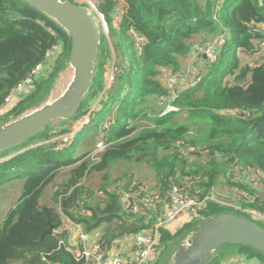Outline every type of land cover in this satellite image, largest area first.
Instances as JSON below:
<instances>
[{
	"label": "trees",
	"instance_id": "obj_1",
	"mask_svg": "<svg viewBox=\"0 0 264 264\" xmlns=\"http://www.w3.org/2000/svg\"><path fill=\"white\" fill-rule=\"evenodd\" d=\"M92 1L104 15L110 38L115 42L114 47L101 35L98 77L90 98L94 102L105 91L103 74L113 65L111 57L117 49L122 50V68L117 66L118 60L114 63L116 82L120 83L113 100V107L118 104L116 118L109 127L105 123L98 131L107 147L99 162L94 163L87 154L74 159L71 148L75 142L60 149L61 143L54 139L72 132V128L66 129L68 122L63 121L59 126L51 124L45 134L23 146L0 154L1 158L18 152L0 163V186L23 179L22 195L0 228V264H72L61 252L57 239H66V218L86 231L104 224L109 234L151 230L124 205L120 187L109 191L110 185L105 184L99 195L85 186L84 181L91 174L106 173L120 161L152 165L159 182L156 192L163 197V205L173 186L202 198L210 196L226 174L233 175L229 181L233 189L248 191L235 179L237 168L260 174L262 183L250 182L264 186V59L253 66L241 65L238 54L243 51L256 55V43H264L259 27L264 23V0ZM222 34L227 40L219 49L218 61L212 64L205 58L208 72L193 87L176 93L174 104L181 113L188 114L189 123H177L174 113L161 118L149 116V111L142 109L145 98L175 95L161 83L164 71L180 72L182 61L198 45L214 41H202L201 36L217 38ZM54 47L58 48L56 54L47 59ZM70 54L71 38L55 21L21 0H0V109L11 90L43 64L50 67L51 77L44 78L43 83L39 80L35 90L19 99L9 114H23L41 106L40 96L48 89L44 83L64 70ZM203 58L201 55L200 60ZM91 109H87V114ZM99 111L93 113L90 124L102 112ZM141 119L152 126H139ZM190 148L195 149L194 153ZM205 154L204 164L190 161ZM66 168H70L69 176L56 186L53 195L60 207L58 212L55 207L42 205L41 200ZM131 187L132 181L128 190ZM224 208L227 207L210 202L202 207L200 215L208 220L233 213ZM132 221L139 225L137 229L136 225L128 227ZM50 228L59 233L45 236ZM162 237L166 245L169 234L164 232ZM99 245L104 248L105 241ZM228 247L249 252L251 257L260 256L264 264V255L251 248L228 245L219 251ZM219 251L207 264L221 263Z\"/></svg>",
	"mask_w": 264,
	"mask_h": 264
},
{
	"label": "water",
	"instance_id": "obj_2",
	"mask_svg": "<svg viewBox=\"0 0 264 264\" xmlns=\"http://www.w3.org/2000/svg\"><path fill=\"white\" fill-rule=\"evenodd\" d=\"M21 1L55 21L70 36L69 65L74 75L67 91L53 103L29 115L23 116L20 112L15 121L0 126V154L13 151L45 134L48 126L57 121L79 118L82 103L93 88L100 54L101 29L88 8L69 0ZM46 235H55L54 229L50 228ZM57 239L61 252L69 257L72 264L86 263L85 256L80 261L76 260L74 254L66 250L63 239ZM228 245L251 248L264 255V229L246 217L222 213L206 220L202 227L193 232L177 251L171 264H207L214 253Z\"/></svg>",
	"mask_w": 264,
	"mask_h": 264
},
{
	"label": "crops",
	"instance_id": "obj_3",
	"mask_svg": "<svg viewBox=\"0 0 264 264\" xmlns=\"http://www.w3.org/2000/svg\"><path fill=\"white\" fill-rule=\"evenodd\" d=\"M120 5H123V2L120 3ZM259 27H260L261 32L263 34L262 26L260 25ZM201 38H202V41L205 40V42H206V41L213 40L215 38V36L212 37V36H208V35H203V36H201ZM252 56H255V55H252ZM257 56H258L257 59L260 61L261 57L263 55L261 56L260 54H258ZM203 59L205 61L204 60H200V61L198 60L199 63L197 64V66L202 67V69L206 68V66H207L206 65V59L205 58H203ZM186 61H187V59L182 61L180 72L184 71L187 68L188 65H187ZM257 61L256 62H251L248 65L253 66V65H255L257 63ZM64 71H65L66 74L70 75L69 78H67L68 82H66L67 85H68L70 83L72 75H73V73L71 72V67L69 65V62L66 63V67L64 68ZM50 73H51L50 67L49 68L48 67L47 68L44 67L43 71L41 73V76H40V80H43L46 77L48 78ZM171 74H172L171 71H164V73L162 74V77H161L162 83L164 81L163 78H165V79L167 78V80H168V78L171 76ZM163 76H165V77H163ZM194 78H195V75H194ZM47 91L48 90H46V93H47ZM158 98H150V101L152 103H154V106H151V109H150V111L148 113L149 116H151V117L155 116V115L159 116L161 114V112H162L163 106H162V104H160L161 107L159 106ZM90 102H91L92 105H90L89 107H91V106L96 104V101L94 102L93 99H91ZM16 105H18V101H16V103L13 105L12 108H10L9 110L7 109L5 111V114H8L10 111H13V108ZM157 106H158V109H157ZM19 113L20 112H16V117L19 115ZM3 115L0 113V117L3 116ZM77 119H75V120H77ZM75 120H73V121H64V122H68L66 124V127H70L71 128V126L73 125L71 123L75 122ZM10 122L11 121H9L7 123H10ZM60 122L63 123V121H60ZM70 124H71V126H70ZM77 125L78 124H76V126H75L76 128H81L82 127L81 123L78 125V127H77ZM74 129L75 128H73L72 131ZM79 133L76 135L75 140L78 139ZM100 136H101V133L98 136L97 140H100V138H101ZM36 144H38V143H36ZM199 146L203 147L205 145L200 144ZM95 148H96V144H95V146H93L92 151H94ZM17 153L18 152L12 153V155L17 154ZM87 153H88V151L86 152V154ZM12 155L6 156V157H1L2 159L0 158V163L9 160ZM200 157L201 156H196L194 158L192 157L193 159L190 160V161L191 162H199V158ZM206 161H207V159H205L204 162H200V163L204 164ZM125 162H132V164H137V165H139V164L148 165L150 167V169H151L150 176L153 178V182L154 183H153V189L150 186H149L150 189L149 188L147 189V186L145 185V183L143 181H141L140 178H138L135 173L129 174L126 171L124 177H125V179H129V180L125 183L127 185L125 190L122 188V185H119V186L112 185L113 187L112 186L110 188L108 187L109 191H114L118 187L121 188V196L123 198L124 205H125V202H126V198H125L126 195L125 194L128 191L127 189H129V187H130V181H132V184L134 182H138V183H140L142 185L144 184L143 186L149 191H156L158 189V185H159L157 173H156L155 169L152 167V165H150L148 163H143V162L142 163H138V162H135V161H125ZM69 169L70 168L63 169L59 173V176L56 179L54 185H51L50 187H48L46 189L45 194H44V196H43V198L41 200V204L42 205H46L48 207H55L56 210L58 212H60V207H59V205L57 203H55V201L53 199V195H54V191L56 189V186L64 183L67 180V178L69 176ZM95 174L99 175V174H103V173H97V172L93 173V177H94ZM232 177H233L232 174H231V177H230V174H226V176L224 178L219 180V182H218V184L216 186V195L219 198H221L219 200L221 202H223V203H229V204H233V205L235 204L236 206H240L242 208L256 207V208H260V209L263 210L264 209V186H255V185H253L247 177H244L239 182L242 186H244L248 190V191H245V192L250 197H252V198L254 197L256 199L255 202H250V204H249L246 199L242 198L235 191V189L232 188V184L229 183V181H230V179ZM89 178H91V177H88V179ZM141 178H142V176H141ZM86 181H87V179H86ZM11 182L6 183V184H4L2 186H6V185L9 186V184ZM85 186L89 187V185H86V184H85ZM91 187H92V190H96L97 189V188H94L93 186H91ZM0 189H1V186H0ZM49 190H51V194L48 197V201L43 203V200L45 199V197L47 198ZM17 203L18 202H14L13 203V206H12L11 210L17 205ZM230 209H232V212H233V213H230V214H236V215H239V216L243 215L241 213H238L237 210L234 209V208H230ZM0 211H1V209H0ZM1 212L2 213H0V228L2 227L3 222L5 221L8 213H9L8 212L6 214L5 211L4 212L1 211ZM165 212H166V208H165V205H163L162 207H159L154 212L144 209L139 214H137L135 217L142 218L143 219V225L144 226H149V229L153 230L154 227L159 223V221L164 217ZM203 220H204L203 217L194 219L191 214H183L178 219H176L174 222L168 223V224H166V225L161 227V229L159 230V246H158L159 248H157L158 249L159 258H160V255H161L160 260L163 259V257H164L166 252L168 254L167 257L165 258L163 264H171V262H172V260H173V258L175 256V254L177 253V251L185 244V242L193 234V232H195L196 230H198L200 227L203 226L204 222L206 221V220H204V221ZM200 222H202V224L199 226L198 224ZM134 225H136V227H134ZM100 227H102V228H100ZM100 227H98L97 229L92 230V231H86L84 229V227H82V226H80V227L79 226L70 227L67 230V236H66L65 241L63 242L66 250L69 251L70 253L74 254L76 260L80 261L84 257V253L85 252L93 251L94 248L97 245H99V242L104 240L105 241V247L102 248V250L104 251L105 258L109 259V258L115 257L117 255H121L124 259H127V260H131V259L134 258V256L137 253V248H136V245H135V236H136L137 233L136 234H133V233L132 234H127L125 232H121V233H117L116 232L114 234H109L108 233V226H106L104 224L103 226H100ZM128 227H134V229H137V227H139V225L135 224V222L132 221V222H130ZM164 232L169 234V239H167L166 245H165V243L163 241L164 237H162ZM55 234H57V233H55ZM82 236L84 237V239L82 238ZM217 255L220 256V259H221V263L220 264H262V258L260 256L253 255V257H251L250 256L251 254L249 252H240V251H238L237 248H234V247H232V248L228 247L226 249H223V250L219 251L217 253ZM158 261H155V258H154L152 262H154L153 264H157Z\"/></svg>",
	"mask_w": 264,
	"mask_h": 264
},
{
	"label": "rangeland",
	"instance_id": "obj_4",
	"mask_svg": "<svg viewBox=\"0 0 264 264\" xmlns=\"http://www.w3.org/2000/svg\"><path fill=\"white\" fill-rule=\"evenodd\" d=\"M62 1H65V0H62ZM69 1L74 2L75 4H78V5H82L83 2H84V0H69ZM97 21H98L99 26L101 28V35H105L107 40H109L108 42H111V44L113 43V45L115 47L114 40H112L110 38L109 28H108V25H107V23L105 21V17H104V20H103V18L98 17ZM263 35H264V33H263ZM215 38L213 40H215ZM137 41L140 42L142 40L138 38ZM199 46L200 45H198V47ZM256 47H257V50L259 51L258 54H260L261 56L262 55L264 56V43L263 42H258V43H256ZM114 53L115 54H113V56L111 57V64L115 63V60H118L117 63L119 65H117V66L119 68H122V63H123L122 62V57H121L122 50L117 49L116 52H114ZM238 54H239L241 65L249 64L251 62H256L258 60L257 59V57H258L257 55L258 54L255 55V56H252V55H250V54H248L246 52H243V51H239ZM205 55H206V57L210 58V56L208 54H205ZM200 57L196 53H191L189 55V57L187 58V61H186L187 65H188L187 68L184 71H181V72H176V73L171 72L172 74L168 78V80H167V78L166 79L163 78L164 79L163 83L161 81L163 87L167 88L171 92L172 91L173 92L177 91V93H178L179 91L186 90L190 86L193 87L194 85H196V83H198L201 75L206 74L208 72L207 71V67L208 66H206V68H203V69H202V67L197 66V64L200 61ZM202 57L206 58L203 55H202ZM96 70H97V68H96ZM71 72L74 75V70L72 68H71ZM50 75H51V73H50ZM73 75H72L70 83L73 80ZM194 75H195V78H194ZM69 76L70 75L66 74L65 71L62 70L58 74H56L55 77H53L52 81H50V82H48L46 84L44 83V86L46 87V89L48 88L47 89L48 91H47V93H46V91H44L41 94V96H40V98H43L42 105L39 106L38 108L33 107V108H31V109H29L27 111H24L23 116L29 115V114L33 113L35 110L41 108L42 106H46L48 104H51L56 99L60 98L67 91L68 86L70 85V83L68 85L66 83V82H68L67 78H69ZM97 77H98V71L96 72L95 77H94L95 81L93 82V88L88 93V95L86 96L85 101H83V103H82L80 111L81 112L83 111L84 113L81 114V118L80 119H77V120H75V122L71 123V124H73L72 126L70 124L72 129L75 128L74 132H69L68 133L69 136L65 135L66 137L64 136L63 141H59L58 140L60 143H66V144L71 143L72 140L75 139L74 135L78 132V128L75 127L76 124L79 125L80 123L82 124L84 121H86L87 118L83 117V115L84 116L87 115V113H88L87 109H88V107L90 105H92L91 102H90L91 101L90 98H91V94L94 91L95 83L97 81ZM107 77H108V73H106L105 76L103 74V84L105 83V91H103L102 95H100V96L98 95L99 96L98 97L99 100H96V104L91 106L92 107V109H91L92 111L94 110V111H97L96 113H99L100 111H98V110L101 109L102 112L98 115V117H96L94 119L95 121H93L87 128H85L83 131H81L79 133L78 139L75 140V144L71 148V151L73 153L74 159H78V158L82 157L83 155L86 154L87 151H88L87 155L89 156L90 159H92V148H93V146L95 145V143L97 141L99 128L104 126L105 123H106L105 126L107 125L109 127L110 124L113 122L112 120H114L116 118V114H117L116 113V109H117L118 104H115L114 107H113V103H114L113 100L115 98V93L118 91V89L120 87V83H119V81H117L116 84H114V85H111V83L108 85ZM163 77H165V76H163ZM169 79H172L170 83H169ZM44 80L45 79L40 80L41 83H43ZM195 80H196V83L194 82ZM122 86H123V83L121 84V87ZM165 98H166V96L158 98V104H159L160 107H161L160 104H162V106H163V100ZM176 99H177V95H176ZM15 103H16V101H13L12 103H10V105L8 106V110L10 108H12ZM142 105H143L142 106L143 110L145 109V111H150L151 106H154V103H152L150 101V98H145L143 100V104ZM86 106H87V108H86ZM157 109H158V106H157ZM174 114H176L175 117H176L177 123H185V124L189 123V119L187 117L188 115L186 113H181L179 111V112H176ZM17 118H18V116L16 117V113H14V114H11V113L9 114L8 113L6 115H3V116L0 117V125L2 126V125L6 124L9 121L13 122ZM108 120H111V121H108ZM61 124L62 123L60 121H57V122L53 123V125H55V126H59ZM148 124H151V123H149V122L147 123L146 119H142L140 124H139V126L142 125L143 127H146ZM78 125H77V127H78ZM108 127H107V129H108ZM71 128L67 127L66 129H71ZM58 138L59 137H56L54 139H58ZM101 139H102V137H101ZM99 142L96 143V146H97V144ZM205 159H207L206 154L202 155L199 158V162H197V163L204 162ZM126 171L129 174L135 173L137 175V177L140 178V180L145 183V185L147 186V189L149 188V186L153 189V183L154 182H153V178L150 176V172H151L150 167L148 165H146V164L137 165V164H132V162H125V161H121L118 164L113 165L112 168H110L106 173L99 174V175L95 174L94 177H93V174H91L90 175L91 178L87 179V181H85L84 183L86 185H89V188H91V190H92L91 186H93L94 188L98 189V190L97 189L96 190H92L93 192L94 191H98V192L102 191L103 192L102 189H103V186L105 184L106 185H110V187L112 185H115V186L122 185V188L125 190L126 186H127L125 183L129 180V179H125V177H124ZM141 176H142V178H141ZM104 178H105V181H104ZM22 192H23V179H21V178L12 181L9 184V186L8 185L1 186V189H0V209H1V211H3V212L5 211L6 214H7L11 210V208L13 206V203L14 202H18V200L20 199V197L22 195ZM50 194H51V190H49L47 198L45 197V199L43 200V203L48 201V197H49ZM212 194H214V196L216 195V188L212 192ZM218 199H221V198L218 197ZM1 211H0V213H2ZM224 211L225 212H232V209L224 208ZM191 215L193 216L194 219L202 218L201 215H200V212H199V214L197 216L194 215V214H191ZM246 217H248V216H246ZM256 223L258 224V226H260L261 228L264 229V223H262V222H256ZM201 224H202V222H200L198 225L200 226ZM100 228H102V227H100ZM157 248H159V247H157ZM157 248L155 249V253H154L152 259L155 258V261L159 260L157 262V264H163L164 260H165V258L167 257L168 254L166 252L164 257H163V259L160 260L161 255H160V258H159V254H158V249ZM152 259L150 260V262L148 264H150V263L153 264L154 263V262H152L153 261Z\"/></svg>",
	"mask_w": 264,
	"mask_h": 264
},
{
	"label": "built area",
	"instance_id": "obj_5",
	"mask_svg": "<svg viewBox=\"0 0 264 264\" xmlns=\"http://www.w3.org/2000/svg\"><path fill=\"white\" fill-rule=\"evenodd\" d=\"M82 5L88 8L89 11L96 17V19H98V17H101L104 20V15L97 9L96 3L94 1L84 0ZM119 17H120L119 20H121L122 19L121 13ZM261 26L263 28L262 30L264 33V23ZM226 40H227L226 35L222 34L219 37L215 38L212 44L200 45L197 48V50H195L194 53H196L199 57L201 55L206 57L205 54H208L212 60L208 57L206 58L212 64H215L218 61L219 49L225 45ZM57 50H58L57 47H54L52 50H50L48 52L47 59L54 56ZM43 68H44L43 64H40L37 67H35L32 73L23 82L19 83L14 89L11 90V92L6 97L2 108L0 109V113L2 115L3 114L5 115V111L8 109L10 103H12L13 101H18L23 96H27L35 90L36 83L40 80V76L43 71ZM116 77H117V69L113 63V65L108 70V77H107L108 85L110 83L111 85H114L116 82ZM171 80L172 79H169V83L171 82ZM194 82L196 83V80ZM173 93L175 95H171L170 93L163 100V110L159 115L160 118L180 111V109L174 104V101L176 100L177 92H173ZM96 112L97 111L91 110L89 114L84 116L87 119L82 123V127L78 128V132L74 135V138H76V135L80 131H83V129L90 124L93 117L92 115L93 113ZM151 126H152L151 124H148L146 127H151ZM74 130L72 132H74ZM64 136L58 138V140L63 141ZM66 136L69 135L67 134ZM74 141L75 139L72 140V142L69 144L61 143L60 149H64L67 146L72 145ZM106 147L107 146L105 141L101 139L100 142L97 144L95 150L92 151L91 160L94 163L100 161V156L105 151ZM189 151L194 153L193 151H195V149L190 148ZM244 177H247L253 183L254 182L262 183L261 180L263 179V177L258 173H254L251 171L242 172L240 168H237L235 172V179L237 181H241ZM235 191L242 198L246 199L249 204L250 202L256 201L254 197L253 198L250 197L245 191L241 189L236 188ZM101 194H102L101 191H99V195ZM125 195H126L125 206L128 209H130V213L133 214H139L144 209L154 212L159 207H162L164 203L163 197L158 192L149 191L140 183H133L132 187L130 188V190L126 192ZM210 202H216L221 204L222 206L228 208H234L237 210L238 213L248 216L253 222L264 223V210L260 208H256V207L242 208L240 206H236L235 204L233 205L229 203H223L218 199L216 195L214 196V194L202 198L197 193H192L189 190H184L178 186H173V188L169 193L168 202L165 205L166 212L164 214V217L159 221V223L154 227L153 230L152 229L147 230L135 236V245L137 248V253L133 259L127 260L124 259L121 255H117L115 257L107 259L105 258L102 247L100 245H97L93 251H87L84 253V256L87 259L86 264H148L155 253V249L159 246V230L161 229V227L168 223L174 222L183 214H194L197 216L200 210H202V207ZM76 226L80 227L79 224L73 222L68 218L65 219L63 224V228L67 230L70 227H76ZM55 233L58 234L59 231L55 230ZM82 238L84 239L83 236Z\"/></svg>",
	"mask_w": 264,
	"mask_h": 264
}]
</instances>
